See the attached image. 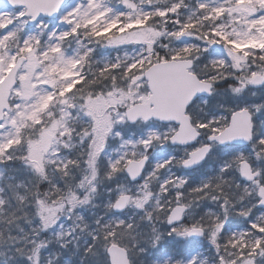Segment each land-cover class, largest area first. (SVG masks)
<instances>
[{
	"label": "snow or ice",
	"instance_id": "snow-or-ice-1",
	"mask_svg": "<svg viewBox=\"0 0 264 264\" xmlns=\"http://www.w3.org/2000/svg\"><path fill=\"white\" fill-rule=\"evenodd\" d=\"M116 3L6 0L0 7V165L19 163L11 171L31 174L26 184L0 186V217L7 212L12 223L27 208L35 222L32 237L8 236L14 252L23 264H41L45 233L65 238L67 218L74 221L67 236L87 232L83 251L94 264H209L189 255L202 240L215 250L211 264H264V118L255 120L264 117V100L247 102L264 95V0ZM55 17L66 27L49 28L46 18ZM96 46L117 55L94 59ZM220 82L240 97L223 114L206 99L222 91ZM235 141L249 142L251 154L218 153V174L198 185L172 172L199 171L214 149L235 153ZM157 145L177 154L149 164ZM101 173L136 183L108 187L112 215L96 216L89 230L78 209L94 206ZM205 201L218 211L197 212ZM127 209L139 219L121 218ZM230 217L245 230L225 235Z\"/></svg>",
	"mask_w": 264,
	"mask_h": 264
},
{
	"label": "rangeland",
	"instance_id": "rangeland-1",
	"mask_svg": "<svg viewBox=\"0 0 264 264\" xmlns=\"http://www.w3.org/2000/svg\"><path fill=\"white\" fill-rule=\"evenodd\" d=\"M190 3L195 2V0H189ZM46 23H48L49 28H57L58 30L66 27L63 26L61 21L59 20L58 17H55L53 19H47L45 20ZM43 42V38H42ZM74 45L75 42L73 41ZM75 46H71L68 48L71 50V48H74ZM100 50V52L95 53L94 59H104V58H113L117 55V50L111 49V48H105V47H96V50ZM216 52L218 55H223V50L219 47H217ZM120 54H123L120 52ZM131 54V53H130ZM218 88H220L222 91L214 94L212 97H206L208 100V103L210 106L215 107V111L217 114H223L224 109L227 107H233L236 103L239 102L240 97L236 96L235 94H232L230 90L227 89L226 82H220L218 85ZM261 100H264V95H260L259 93L257 96L253 97L251 95H248L247 97V102L248 103H259ZM260 114H257L255 117V120L259 122L260 119H262ZM259 132L264 134V125H260L259 127ZM130 136L134 135L133 133H129ZM138 138V137H136ZM118 147V143L115 145ZM174 146L172 145H157L155 146L154 149L151 150L152 155L149 158V164H155L157 161L161 159L168 158L172 154H177L174 153L173 151ZM222 152H228L229 156L228 158H231L232 154H239L243 152L245 155H250L251 154V147L250 144L249 146L245 147H236L235 153H232L231 150L228 149H220L216 148L214 149L213 153L204 161L203 164L200 165V170H184L182 167H174L172 169V172L176 175H181L185 176L188 178V181H193L198 185L201 181L206 180L208 176L207 174H210V176H215L218 174L220 167L222 166V160L218 161L217 165L214 164L215 160L218 158V153ZM252 159H255L254 156L251 157ZM220 159V158H219ZM212 168V170L210 169ZM210 169V170H209ZM209 176V177H210ZM198 181V182H197ZM138 182V181H137ZM236 182V181H235ZM116 183H122L126 187H131L134 183V181H129L125 178L124 174H121L120 176H117L113 179L112 182H109L108 186L105 188L104 192L105 194L101 197H98L94 203V206L90 205L88 207H83L78 209V214L82 215L85 217L86 222L89 225V230L95 227L94 220L96 216H105V218H108L109 216L112 215V213H107L106 215V210L104 209V205L107 203V194H106V189L108 187L114 188L116 186ZM211 208L212 211H218L216 208V205L213 204L211 201H205L200 208H197L196 211L200 212L201 210H208ZM45 216L49 213H44ZM140 212L136 209H127L125 213L121 216V218L127 217H132L133 219H139ZM61 223L64 224V230H65V238H62L61 236L55 235L51 231L47 232L48 240L52 241L53 244L61 245L62 243H66L68 247V244H70L72 247L74 246L76 250L82 251L88 240L90 239L87 236L86 231H82L79 228L73 232L71 236H67V232L72 230L73 228V223L74 221L68 220L67 218H62ZM147 222L146 221H141V226L143 227ZM159 229L161 231H165L167 226L164 225V222H161L158 225ZM247 225L243 222V220L239 217H230L229 220L225 224V230L224 234L227 235L228 233L232 231H241L245 230ZM202 240V239H201ZM208 248H203L201 245H199L197 248L193 249L189 255L191 254H196L199 253L201 257L208 258L209 264H211V257L215 255V250L210 246L209 242L207 240H202ZM154 250L150 249L149 252H153ZM146 254H141L139 259L140 260H145ZM80 262H78L79 264Z\"/></svg>",
	"mask_w": 264,
	"mask_h": 264
},
{
	"label": "trees",
	"instance_id": "trees-1",
	"mask_svg": "<svg viewBox=\"0 0 264 264\" xmlns=\"http://www.w3.org/2000/svg\"><path fill=\"white\" fill-rule=\"evenodd\" d=\"M112 6L119 7L116 0H112ZM100 50H95V53L100 52ZM218 161H221V159L217 158L214 164L217 165ZM19 167H22L19 163L11 162L7 166L0 165V186L5 185L9 181L12 183L21 181L26 184L28 179L31 178V174L29 172L11 171L12 168ZM236 178L237 179L235 181L240 182L237 174ZM13 206H15V201H13ZM9 211H11V209ZM27 211V208H25L24 212L17 213L19 219L13 221L12 223L8 222L7 212L3 217H0V231L4 233L3 241H0V264H23L25 258L16 254L12 247L17 243V241L8 240V236L11 235L16 237L17 240H23L25 235L29 238L32 237L33 232L30 231V229L35 227V222L31 215L25 216ZM42 215L45 214L42 213ZM30 221L32 222L30 223ZM45 239L46 247L40 250L41 264H78V262H80L79 264H94V258L85 255L83 250H76V248L74 246L72 247L70 244H68V247L53 244L52 241L48 240L47 233H45ZM20 246L24 247V244H21ZM85 247H87V243L83 248ZM25 254H30L27 252V249L25 250Z\"/></svg>",
	"mask_w": 264,
	"mask_h": 264
},
{
	"label": "clouds",
	"instance_id": "clouds-1",
	"mask_svg": "<svg viewBox=\"0 0 264 264\" xmlns=\"http://www.w3.org/2000/svg\"><path fill=\"white\" fill-rule=\"evenodd\" d=\"M112 181H113V179H112V180L108 179L106 173H101V175H100V176L97 178V180L95 181L96 184H97L98 187H99V191L96 192V194H95V197H96V198H95V201H96V199H97L98 197L103 196V193H104L105 188L108 186L109 182H112ZM95 201H94V203H95ZM104 209L107 211V208H106L105 205H104Z\"/></svg>",
	"mask_w": 264,
	"mask_h": 264
},
{
	"label": "water",
	"instance_id": "water-1",
	"mask_svg": "<svg viewBox=\"0 0 264 264\" xmlns=\"http://www.w3.org/2000/svg\"><path fill=\"white\" fill-rule=\"evenodd\" d=\"M6 2V0H0V7ZM235 144H246L248 142H244V141H235L233 142ZM243 179V178H242ZM117 259H121L122 260V254L117 252L116 253Z\"/></svg>",
	"mask_w": 264,
	"mask_h": 264
}]
</instances>
